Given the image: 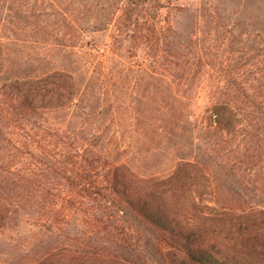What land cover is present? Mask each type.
I'll return each mask as SVG.
<instances>
[{
    "label": "trees",
    "instance_id": "trees-1",
    "mask_svg": "<svg viewBox=\"0 0 264 264\" xmlns=\"http://www.w3.org/2000/svg\"><path fill=\"white\" fill-rule=\"evenodd\" d=\"M13 1L0 10V264H264V70H200L234 36L196 34L191 55L168 57L147 0ZM208 2L193 22L223 27L232 1Z\"/></svg>",
    "mask_w": 264,
    "mask_h": 264
},
{
    "label": "rangeland",
    "instance_id": "rangeland-1",
    "mask_svg": "<svg viewBox=\"0 0 264 264\" xmlns=\"http://www.w3.org/2000/svg\"><path fill=\"white\" fill-rule=\"evenodd\" d=\"M24 1H28L26 5L29 7H42L47 11H52L60 7L83 11L87 9L106 10L112 9L116 4L115 0H41L39 2H36L37 0H22V3H25ZM204 1L205 0H147L146 3L143 4L142 9L147 8V10H149L150 13H154V15L157 14V9L161 7L158 10L159 19L156 20V22L163 27L161 48H164V50L162 54L168 57L171 56V53L191 55L198 47L195 42L196 34L198 37L202 38L203 34L206 32L225 31L229 36L228 40H231V35H233L235 39L220 45L219 41H215L212 48V51L217 55L215 64L205 66L200 70L203 72L205 71L208 75L241 73V75L246 76L260 73V70H264V65L261 64L262 61L260 62L262 57L258 55L259 50L255 48L256 42L252 40L253 32L255 31L254 28H257L259 24H251L245 20L255 15L260 17L264 16V0H231L232 2H227L225 4L227 7L225 19H227L228 22H224L223 27L216 26L215 23L203 22H200L199 26H197V24L193 22L192 18L196 13V9L203 5L208 7V0L207 2ZM213 3H217V0H213ZM159 4L161 6H159ZM15 5H18V1L0 0L1 11L7 10L8 7L11 8ZM122 5L125 6L126 9L135 6L130 3V0H124ZM181 7H188L189 9L182 11ZM139 9L140 7H138L137 10ZM233 15H241L244 18L243 20L233 22ZM252 19H254V17ZM254 20L258 23V19ZM6 22L7 21H5V23ZM8 23L9 22H7V24ZM246 25H248V27H246ZM4 31L13 35L12 32L7 29H4L3 32ZM243 31L246 33L243 34V36L247 35L248 38L239 37L238 34ZM248 33H250V35ZM46 35V38L49 37L48 33H46ZM174 40L182 41L183 45H179L178 49L173 48L170 42ZM205 41L206 40L203 39L201 43H206ZM177 69L178 68L174 67V70ZM193 70H197V68H193ZM225 85L226 84L222 82L220 84L209 83L203 86L214 87ZM252 85H255V83ZM6 256L7 254L0 250V260Z\"/></svg>",
    "mask_w": 264,
    "mask_h": 264
}]
</instances>
